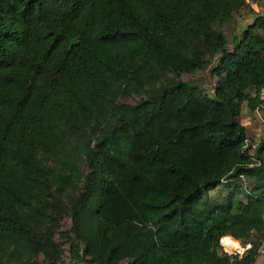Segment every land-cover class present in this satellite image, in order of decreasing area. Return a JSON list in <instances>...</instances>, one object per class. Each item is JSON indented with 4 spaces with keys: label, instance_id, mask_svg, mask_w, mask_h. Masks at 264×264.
I'll return each mask as SVG.
<instances>
[{
    "label": "trees",
    "instance_id": "obj_1",
    "mask_svg": "<svg viewBox=\"0 0 264 264\" xmlns=\"http://www.w3.org/2000/svg\"><path fill=\"white\" fill-rule=\"evenodd\" d=\"M246 5L0 0V264H257L264 14L221 30ZM214 59L212 93L183 79Z\"/></svg>",
    "mask_w": 264,
    "mask_h": 264
},
{
    "label": "rangeland",
    "instance_id": "obj_2",
    "mask_svg": "<svg viewBox=\"0 0 264 264\" xmlns=\"http://www.w3.org/2000/svg\"><path fill=\"white\" fill-rule=\"evenodd\" d=\"M246 7H243L237 14H235L234 18L230 22H225L222 24L221 30L227 37V48L232 50L234 40L238 39L242 36L243 31L246 29L248 25L253 23L255 18L258 15L264 14V0H246ZM215 63V59L209 64L206 69L196 73L195 75H187L184 74L182 77L184 80L190 81H198L205 85L207 90L212 93L216 78L211 74V68ZM145 95H132L129 97H125L122 99V102H127L129 104H137L142 99H144ZM240 121L247 128L248 134V144L253 145L254 147L258 144L259 140L264 136V108L260 110L251 111L247 105L244 103L242 105V112L240 116ZM212 194L216 193V190L211 192ZM70 219H67L64 222V229L70 225ZM232 237V236H231ZM233 238V237H232ZM222 244H224V251L228 253H243L249 244H244L241 240H236L238 243V247H231L227 244L225 239ZM228 245V246H227ZM66 254L64 264L70 263V254H69V245H65ZM261 259H264V253H259Z\"/></svg>",
    "mask_w": 264,
    "mask_h": 264
},
{
    "label": "built area",
    "instance_id": "obj_3",
    "mask_svg": "<svg viewBox=\"0 0 264 264\" xmlns=\"http://www.w3.org/2000/svg\"><path fill=\"white\" fill-rule=\"evenodd\" d=\"M260 96H261V99H262V106H261V108H264V87H263L262 90H261ZM261 108H260V109H261ZM260 109H258V110H260ZM226 238H227V237L222 238V242L224 241L223 239H226ZM222 245L225 246L224 244H222ZM227 246H228V245H227ZM250 247H251V245L249 244V245L247 246V249H249ZM247 249H246V250H247ZM246 250H245V251H246ZM245 251H244V252H245ZM228 252H229V251H228ZM244 252H243V253H244ZM243 253H241V252L239 253V252H238V254H243ZM259 253H260V254H261V253H264V242H263V244L261 245V247H260V249H259Z\"/></svg>",
    "mask_w": 264,
    "mask_h": 264
},
{
    "label": "bare ground",
    "instance_id": "obj_4",
    "mask_svg": "<svg viewBox=\"0 0 264 264\" xmlns=\"http://www.w3.org/2000/svg\"><path fill=\"white\" fill-rule=\"evenodd\" d=\"M227 238L225 239V241L227 242V244L233 248L238 247V243L236 240H233V238L231 236H226Z\"/></svg>",
    "mask_w": 264,
    "mask_h": 264
},
{
    "label": "crops",
    "instance_id": "obj_5",
    "mask_svg": "<svg viewBox=\"0 0 264 264\" xmlns=\"http://www.w3.org/2000/svg\"><path fill=\"white\" fill-rule=\"evenodd\" d=\"M257 264H264V259H261V256L258 257Z\"/></svg>",
    "mask_w": 264,
    "mask_h": 264
},
{
    "label": "water",
    "instance_id": "obj_6",
    "mask_svg": "<svg viewBox=\"0 0 264 264\" xmlns=\"http://www.w3.org/2000/svg\"><path fill=\"white\" fill-rule=\"evenodd\" d=\"M77 42V38H73L72 40H71V45H73L74 43H76Z\"/></svg>",
    "mask_w": 264,
    "mask_h": 264
}]
</instances>
